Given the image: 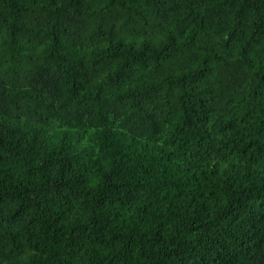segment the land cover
<instances>
[{"label":"clouds","instance_id":"1","mask_svg":"<svg viewBox=\"0 0 264 264\" xmlns=\"http://www.w3.org/2000/svg\"><path fill=\"white\" fill-rule=\"evenodd\" d=\"M0 264H264V0H0Z\"/></svg>","mask_w":264,"mask_h":264},{"label":"trees","instance_id":"2","mask_svg":"<svg viewBox=\"0 0 264 264\" xmlns=\"http://www.w3.org/2000/svg\"><path fill=\"white\" fill-rule=\"evenodd\" d=\"M10 134V133H9Z\"/></svg>","mask_w":264,"mask_h":264}]
</instances>
